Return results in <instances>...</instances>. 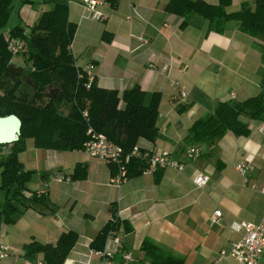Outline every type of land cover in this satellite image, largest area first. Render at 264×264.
<instances>
[{
    "label": "crops",
    "instance_id": "crops-1",
    "mask_svg": "<svg viewBox=\"0 0 264 264\" xmlns=\"http://www.w3.org/2000/svg\"><path fill=\"white\" fill-rule=\"evenodd\" d=\"M98 1L99 20L88 18L81 0L58 2L66 5L67 18L75 23L69 45L75 65L92 64L101 88L120 93L137 85L158 92L159 135L152 142L139 139L137 145L145 151H168L182 168L143 171L114 186L108 181L117 169L112 173L110 164L81 149L36 148L28 139L22 149L26 155L17 153L20 172L36 176L29 193L42 197L31 200L24 191L5 204L3 194L0 243L9 250L0 264H43L41 254L25 257L22 246L31 240L53 243L66 230L78 236L62 264L80 259L114 212V232L122 248L133 254L131 264H151L139 250L144 239L182 259V264H236L227 249L239 233L230 225L240 220L257 223L264 208L259 192L264 186V140L257 132L258 121L242 113L239 120L246 124L247 134L227 131L212 140L190 139L186 130L218 102L264 93L263 41L240 31L232 20L224 23L221 33L207 31L205 20L196 15L181 27L182 16L164 10L167 0ZM242 1L253 5L251 0H231L226 11L237 9ZM179 90L187 94L184 101ZM188 147L197 151L192 159L185 155ZM244 159L247 165L241 174L236 165ZM76 163L84 167L83 179L70 178ZM197 173L208 176L201 188L192 183ZM54 176L63 179L55 181ZM215 210L219 216L210 222ZM257 264H264V250Z\"/></svg>",
    "mask_w": 264,
    "mask_h": 264
},
{
    "label": "trees",
    "instance_id": "trees-1",
    "mask_svg": "<svg viewBox=\"0 0 264 264\" xmlns=\"http://www.w3.org/2000/svg\"><path fill=\"white\" fill-rule=\"evenodd\" d=\"M12 0H0V28L12 9ZM28 1V0H24ZM239 3L237 9L226 11L231 0H167L164 10L182 16L184 27L191 15L206 22L207 31L221 33L224 23L235 22L243 33L260 37L264 54V0ZM75 32V23L67 18L66 5L55 2L43 11L38 20L26 28L17 23L5 35L0 33V116L14 114L20 120L18 139L9 144H0V189L6 203L22 194L32 172H20L22 167L17 153L30 139L36 148L59 151L82 150L89 138L86 130L102 133L111 143L129 153L139 139L154 141L158 135L156 126L159 93L145 91L133 85L120 93L114 89L97 86L93 79L86 86L83 75L78 76L75 59L69 45ZM6 36L20 40L19 53L22 64L15 63L6 48ZM264 74V59H263ZM83 112L85 113L83 115ZM246 114L258 123L264 121V93L249 96L239 102H218L211 113L194 119L186 130L193 140L219 137L229 131L234 135L247 134L246 124L239 120ZM8 146L7 152L1 149ZM151 149L147 150L148 152ZM109 165V164H108ZM148 166L147 158L130 156L124 163L125 178L141 174ZM114 173L116 166L109 165ZM162 168L156 167L158 173ZM84 167L78 163L70 173L71 179H83ZM29 193V199L39 200L42 194ZM94 235L89 245L101 248L109 230L118 226L115 212ZM73 230L62 231L53 243L31 240L22 246L23 255L34 258L41 254L43 264H62L70 248L77 240ZM139 250L151 264H182V259L164 252L151 241L144 239Z\"/></svg>",
    "mask_w": 264,
    "mask_h": 264
},
{
    "label": "built area",
    "instance_id": "built-area-1",
    "mask_svg": "<svg viewBox=\"0 0 264 264\" xmlns=\"http://www.w3.org/2000/svg\"><path fill=\"white\" fill-rule=\"evenodd\" d=\"M81 2L88 18L92 20L102 18V14L96 8L100 4L98 0H81ZM5 39L7 42L6 48L11 55L20 52L22 49L20 40L15 37L8 38V36ZM76 67L78 68V76L83 75L86 79V86H88V83L94 77L93 65L85 64ZM178 94L182 100L187 95L185 91L181 90L178 91ZM257 132L264 140V121L257 124ZM86 133L89 138L83 143L82 150L92 158L116 166V174L108 181L114 186H118L125 178L124 163L128 161L130 156L148 159V166L144 171H152L156 167L176 170H181L182 168L179 161L172 159L170 153L166 150L151 149L148 152L140 151L137 146H133L129 153L124 154L120 146L111 143L102 133H95L90 128L86 130ZM185 155L192 159L197 155V151L194 147H188L185 149ZM246 165L247 159H244L236 165V169L243 174ZM53 179L60 181L63 178L62 176H54ZM207 180L208 176L203 173H197L192 177V183L196 188H201ZM259 192L264 195V186L259 188ZM218 216L219 211L215 210L210 222H215ZM230 228L238 232L239 237L229 244L227 255L232 257L236 264H257L260 254L264 250V208L262 216L257 223L240 220L231 223ZM8 250L9 247L6 244L0 243V259L7 256ZM80 256V259H66L64 264H72L73 262L78 264H131L134 261L133 254L129 250L122 248L120 237L112 229L106 233L101 248L93 249L90 247L85 253H81Z\"/></svg>",
    "mask_w": 264,
    "mask_h": 264
},
{
    "label": "rangeland",
    "instance_id": "rangeland-1",
    "mask_svg": "<svg viewBox=\"0 0 264 264\" xmlns=\"http://www.w3.org/2000/svg\"><path fill=\"white\" fill-rule=\"evenodd\" d=\"M62 0H28V1H24V0H12L11 1V5H12V9L10 11V14L8 16V19L5 23V25L0 28V33H2L3 35H5L7 33V31L15 24L20 23V24H27V23H35L40 14L45 11L48 10L52 4L54 2H60ZM30 26V25H29ZM140 36H137V39ZM138 41L144 43L146 42L145 39H143L142 37H140V39H138ZM262 52H263V48ZM13 61L15 63L18 64H22V57L20 54H16L13 58ZM264 59V58H263ZM263 65V64H262ZM25 142H29L28 139L25 140ZM25 147V146H24ZM9 149L8 146H5L1 149V152H7ZM20 150L19 153L24 154V151ZM31 177L29 178V181L26 183V187L28 189H23L22 192L26 191L29 193L30 190H32L33 186H34V182H35V175H33L31 173L30 175ZM3 194L4 191L2 189H0V207L2 205L3 202ZM21 195V194H19ZM128 237V241H129ZM76 262H73L72 264H75ZM78 264V263H76Z\"/></svg>",
    "mask_w": 264,
    "mask_h": 264
},
{
    "label": "water",
    "instance_id": "water-1",
    "mask_svg": "<svg viewBox=\"0 0 264 264\" xmlns=\"http://www.w3.org/2000/svg\"><path fill=\"white\" fill-rule=\"evenodd\" d=\"M20 130L19 118L10 113L0 116V144H9L18 139Z\"/></svg>",
    "mask_w": 264,
    "mask_h": 264
}]
</instances>
